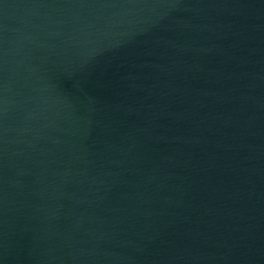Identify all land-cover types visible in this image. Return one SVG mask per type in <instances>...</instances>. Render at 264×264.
Instances as JSON below:
<instances>
[{
  "label": "water",
  "instance_id": "water-1",
  "mask_svg": "<svg viewBox=\"0 0 264 264\" xmlns=\"http://www.w3.org/2000/svg\"><path fill=\"white\" fill-rule=\"evenodd\" d=\"M0 264H264V0H0Z\"/></svg>",
  "mask_w": 264,
  "mask_h": 264
}]
</instances>
